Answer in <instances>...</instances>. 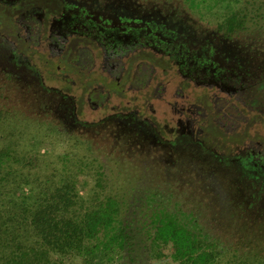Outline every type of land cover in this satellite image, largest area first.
Listing matches in <instances>:
<instances>
[{
    "label": "rangeland",
    "instance_id": "374dc122",
    "mask_svg": "<svg viewBox=\"0 0 264 264\" xmlns=\"http://www.w3.org/2000/svg\"><path fill=\"white\" fill-rule=\"evenodd\" d=\"M1 102L19 131L56 124L52 165H105L87 200L170 182L264 251V0H0Z\"/></svg>",
    "mask_w": 264,
    "mask_h": 264
},
{
    "label": "trees",
    "instance_id": "16d2710c",
    "mask_svg": "<svg viewBox=\"0 0 264 264\" xmlns=\"http://www.w3.org/2000/svg\"><path fill=\"white\" fill-rule=\"evenodd\" d=\"M12 113L0 103V264H145L143 254L147 264H264V251L245 243L249 235L221 234L222 223L179 201L170 182L150 183L140 200L132 187L103 197L94 189L87 200L77 188L81 176L95 177L104 191L105 165L94 168L90 151L91 159L65 154L62 167L52 165L41 148L55 147V138L43 137L56 124L47 119L34 132L23 124L22 132Z\"/></svg>",
    "mask_w": 264,
    "mask_h": 264
},
{
    "label": "crops",
    "instance_id": "0c3cea01",
    "mask_svg": "<svg viewBox=\"0 0 264 264\" xmlns=\"http://www.w3.org/2000/svg\"><path fill=\"white\" fill-rule=\"evenodd\" d=\"M3 43V45H5L6 46V44H5V42H2ZM23 64V63H22ZM6 68H8L9 69V67H10V65H7V66H5ZM20 67V66H19ZM9 72V71H8ZM11 74L13 73H15L14 71H12V72H10ZM38 79V75H37V77H36V81L34 82L35 83V85L36 86H38V89L39 90H42V91H44L45 89L41 86V83H40V81H39V79ZM18 83V81H15L14 82V84H17ZM21 83V82H20ZM19 83V84H20ZM21 88H22V83H21ZM28 88H30L31 89V87L30 86H28ZM59 94V93H58ZM62 98H69V97H64V96H61L60 95V98H59V100H61L62 101ZM68 100V99H67ZM67 105H68V107H72V105H73V103H72V99L70 100V103H69V101H68V103H66ZM39 105V104H38ZM59 105H61V103L59 104ZM136 116V115H135Z\"/></svg>",
    "mask_w": 264,
    "mask_h": 264
},
{
    "label": "flooded vegetation",
    "instance_id": "af4514ba",
    "mask_svg": "<svg viewBox=\"0 0 264 264\" xmlns=\"http://www.w3.org/2000/svg\"><path fill=\"white\" fill-rule=\"evenodd\" d=\"M109 74V73H108Z\"/></svg>",
    "mask_w": 264,
    "mask_h": 264
}]
</instances>
